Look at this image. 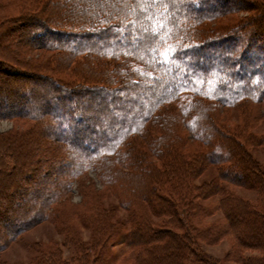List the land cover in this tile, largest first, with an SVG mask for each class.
I'll list each match as a JSON object with an SVG mask.
<instances>
[{
  "label": "trees",
  "instance_id": "1",
  "mask_svg": "<svg viewBox=\"0 0 264 264\" xmlns=\"http://www.w3.org/2000/svg\"><path fill=\"white\" fill-rule=\"evenodd\" d=\"M229 2L0 0V119L34 118L36 123L28 134L22 129L0 132V223L5 227H0V249L31 226L52 220L64 235L63 246L75 255L68 260L59 243L44 248L40 242L31 264H219L203 252V237L211 243L226 235L236 239L237 249L262 251L241 257L243 264H264V161L249 148L257 136L246 133L256 121L249 107L264 98V0ZM135 6V16L129 17L127 9ZM79 7V15L86 10L87 24L69 31L61 15L64 19L66 11ZM242 10L250 13L234 21L221 19ZM117 23L136 26V35ZM109 27L125 39L99 41L102 33L113 34ZM142 27L146 30L138 32ZM43 39L44 45L38 44ZM228 41L234 44L227 51ZM40 47L53 52L46 68L18 57L25 48ZM54 60L72 67L74 79L49 75ZM248 63L254 66L245 71ZM42 82L50 90L89 99L67 93L45 97L35 91H42L37 87ZM128 87L147 90L142 114L96 135L105 119L80 107L105 108L93 91L111 97ZM30 95L34 105L45 108L24 109ZM226 105L249 117L234 124L220 120L219 109ZM50 123L68 136L56 135L62 144L49 150ZM38 127L43 134L36 132ZM136 133L142 138L139 148L127 140ZM210 166L217 174L199 182ZM89 168L104 190L78 179ZM67 174L76 176L82 198L76 219L60 210L71 192L65 190ZM236 187L259 189L261 196L253 199ZM105 190L117 198L124 219L105 203ZM30 191L37 200L17 197ZM215 196L214 208L204 204ZM216 210L224 221L206 226L204 217ZM81 229L89 230L88 240ZM117 245L131 249L129 261H121L127 251L118 253Z\"/></svg>",
  "mask_w": 264,
  "mask_h": 264
},
{
  "label": "rangeland",
  "instance_id": "2",
  "mask_svg": "<svg viewBox=\"0 0 264 264\" xmlns=\"http://www.w3.org/2000/svg\"><path fill=\"white\" fill-rule=\"evenodd\" d=\"M233 1H237V0H230L229 4ZM217 3H218L217 7L218 6L222 7L223 4L221 1H218ZM161 5H164V3ZM208 5L209 6L215 5L216 6L215 2H209ZM136 7L137 6L127 9V10H129V12L127 14V15H129V17L135 16L134 13H135ZM249 9L252 12V7ZM101 10L103 11V8H101ZM85 11L86 10L83 9L84 13L82 15L81 14L79 15L77 13H82V8H80V7L76 10H68V11H66V13H67L66 15H68V16H66V18L63 19L62 15H61V21H63L64 24L68 25V27L70 28L69 31H72L74 29H76V31H77V29H78L77 27H80L81 24H82V26L84 24H87L86 22L88 19V15L86 14ZM75 13H76V15H75ZM248 13H250V12L246 11V10L237 11L236 13L232 12V13H230V15L227 14L225 17H223L221 19L234 21L236 19L244 17ZM221 19H218V21L220 22ZM110 20L113 21L114 19H109V21ZM71 22H73L74 24H72ZM129 25L130 24H127V23H124V24L117 23V26H119V28L123 32L125 30H129L131 32V35L135 36L136 35V26L134 27V25H133V26L129 27ZM126 27L128 29H126ZM147 29H148V27H147ZM109 30L112 31L113 34H111V36H110V34H107V32L104 34L102 33V37L99 41H104L103 39L108 40L111 37H112L111 39H114V37H115L120 42H122L125 39L123 34L115 35L114 27H109ZM144 30H146V27L139 28L138 32H141ZM47 36H53V38H59V37H57V35H56V37L54 35H51L49 31H47ZM63 39L67 40V38H63ZM77 39H79V38H77ZM92 40H94V38H92ZM43 42H44V39L42 41L41 40L38 41V44L44 45ZM236 42H237V39L235 38V43ZM233 44L234 43L230 44V41L227 42V46H225L227 51L231 47H233ZM226 49L223 50L225 53H226ZM54 51H56V50H54ZM162 51L165 53L167 50L162 49ZM218 52H222V51H218ZM22 54L23 55H21V56L19 55L18 57H20L23 60L31 59V60H33L32 62L34 64L44 65L46 68L48 66L46 61L53 54V52L49 51L48 49H46L44 47H40L38 49L25 48L22 51ZM218 56H220V54ZM208 60H209V58H208ZM52 64H53V67H52ZM246 64H247V62H246ZM248 65H250V66H248ZM248 65H246L245 71L248 69H252L254 66V65H251L249 63H248ZM48 68L51 69V70H47L48 74L51 76L53 75L54 77H56L58 79H61V77L63 76L65 78H67L68 80L69 79L73 80L75 77L74 74H76L75 72H73L72 67L65 68L64 66L60 65V62L58 64V61L56 62L55 60L53 61V63L51 62V64L49 65ZM259 70H263V68H261V69L259 68ZM44 71H46V70L44 69ZM71 78H73V79H71ZM246 78H248L247 75H246ZM42 83H43V85L41 84L40 86H37L39 88V90H42V91H37V88L35 89V91L36 92H42L45 97L49 93H50L49 94L50 97H52L55 93H63V94L67 93V94H72L74 99H76L78 97L86 99V100L89 99V96H86L83 93H81V94L77 93L76 94L75 92H72V93H69L68 91L56 92L54 90H50L47 84H45L44 82H42ZM139 88L140 87H135V88L129 89V87H128L126 93H124V94L114 93L111 95V97H109L108 95L102 94L101 92L93 91L92 96H94L101 104L102 103L107 104V107L101 108L100 105H98V104L94 105L93 104L90 106V108H88L86 106V104H84L83 106L80 107L79 110L84 111V112H88V114L91 115L92 117H95V118L98 117L99 119H103V118L105 119L104 126L101 128L97 127V129H96V135L102 137L103 131L110 129L113 126L120 125V124H122V122H127L128 124H130V123H132V120L134 118H137L140 114H142L143 106L141 104V100H144L143 99L144 97L148 98V92H146L147 91L146 89L141 90ZM78 89L80 90V88H77L76 90H78ZM156 91H158V90L153 88L150 92H154V95H155ZM132 95H135V96L132 97ZM263 97H264V95H263ZM260 101H263V102L254 103V104L252 103L253 105H251L250 106L251 108L249 107V109H248V111H250V112H251V110L253 111L252 114L254 116H256V121L254 122L255 125H251L249 123L250 125L248 128H246V133H250V135L252 134V135L257 136V140L256 139L254 140V145L249 146V148L251 149V152L255 156L260 158L261 161L262 160L264 161V98ZM34 103L35 102H33L31 100V95H30V99L27 101V105L25 106L24 109H28L32 105H33V108H35L37 106V104L39 105V103H36L35 105H34ZM45 106L46 105L41 104V105H39V108H45ZM125 108H126V110H125ZM0 110L4 111V109H1V108H0ZM219 110H220L219 111L220 120L225 121V122L230 123V124H234L235 122H239V121H241L242 118L245 117L244 110H242L238 107H235V106H227L226 105V106H223ZM121 111L124 114H121ZM248 117H245V119ZM33 119L32 120L31 119L18 120V119H10V118L0 119V132H7L10 129L20 131L22 129V130L26 131V134H28V130L29 129L31 130L32 127L34 129L36 126V123ZM50 125H51V123H50ZM183 127L185 128V126H183ZM42 129H43V127H38L36 132L39 135H41V134H43ZM30 130H29V132H30ZM183 132L187 133V130L185 129V131H183ZM46 133L50 135L49 137H51L49 139L48 138L45 139V141H47V144L49 142V144H48L49 150L52 147H54L56 149L60 148L58 145L62 144V142H60L61 140L59 141L58 137L56 138V135L60 134L62 136H68L67 133L61 134V132H59V128H56L54 125L49 126V129L47 127ZM112 133L115 134L114 132H112ZM96 135H94V134L92 135L95 140L97 138ZM247 135H249V134H247ZM245 138L246 137L243 138L244 142L246 140ZM141 139L142 138L139 137L136 133L134 135L129 136L127 140L129 141L130 144H131V142L135 141V144L139 148V143L142 141ZM79 140L81 141V139H79ZM72 141L76 145L82 146L81 142H79L77 140H73V139H72ZM47 144L45 146L46 148H47ZM134 149H136V147H134ZM56 152L58 154H60V151L57 150ZM44 154H46V153H44ZM76 162L80 163V159L78 158L76 160ZM66 167H68V166H66ZM9 168H11V167H9ZM68 172H69V170H67L66 173H68ZM216 174H217V168H215L214 166H210V167H208L207 170H205L204 174L201 177H199L197 180L199 182H201V181H203V179L211 178ZM75 177L76 176L71 177V174H67V176L65 177L67 184L73 185V186L71 189V186L66 185L65 190L66 191L70 190L71 192L67 195V198L63 202L61 209H60V210L67 211L71 215H73L78 210V208L81 207V202H82L80 190L78 188V183H77L78 180ZM32 178L33 177L30 174L29 179L31 180ZM80 178L82 179V183L84 186L92 183L94 186H96L98 188L102 187V189H103V186L101 184H99V181L96 178V172H94V170L92 168H89L87 170V172H82L81 176L78 179H80ZM25 185H27V184H25ZM225 185L228 187V182H226ZM236 189L238 191H240L241 193H243V194H245V195H247L253 199L260 198V196H261L260 195L261 192L259 189L248 190V189H245L242 187H239V188L236 187ZM105 191H106V193H108L105 203L110 208L115 209V214H116L117 219H124L126 217V212H124V210L118 206L119 202H118L117 198L114 197V195H111V193H109L107 190H105ZM30 192L31 193L28 195L21 194L19 192L17 197L22 198L23 196H25L27 203H30V201H32V199L37 200L38 198L33 196V194H34L33 191H30ZM41 192H43V190L38 191V193H37V195L38 194L40 195L39 198L41 197V194H42ZM218 197L219 196L210 197L204 201V204L208 205L211 208H214V202L217 201ZM25 205H24V207H25ZM73 216H74V219H76V216L75 215H73ZM223 216L224 215L220 210H218V211L216 210L215 212H213V214L211 216L209 215L208 217H204L206 226H209L207 224H213V222L214 223L220 222V224H222L221 222L224 221ZM2 226H3V224L0 223V227H2ZM2 229H5V227H2ZM6 229H7V227H6ZM81 235H82V238L84 240H88L90 237L89 230L81 229ZM63 238H64V235L59 232L58 224H56V221L44 220L43 222H40V223L26 229L25 231H23L19 236H17L13 240H11V241L9 240L8 245L6 247L0 249V264H31L32 262H34L35 258L37 257L35 247L40 242L44 243V245H43L44 248L49 247L50 244H55V243L58 244L59 243V246L61 245V247L63 248L64 257H66L69 260L71 256L75 255V251L72 248H70L69 245L63 246V242H64ZM203 238H204L203 239L204 242H203V246H202L203 252L207 253V255H209L210 257L215 258V260H217V262L219 264H243L240 260L243 257H249V256L251 257L254 255H261V252H262L260 250H251V249H245V248H243V249L238 248L237 249L236 239L233 236H229V235L222 236V238L219 239L218 241L211 242V243H207L208 241L206 239V236H204ZM113 249H115V251H118V253L127 251L126 252L127 254L125 253V255L122 256L121 261H129L130 260L131 255H132V254H130L131 249H129L127 245H117V246H114ZM73 264H76V263H73Z\"/></svg>",
  "mask_w": 264,
  "mask_h": 264
}]
</instances>
